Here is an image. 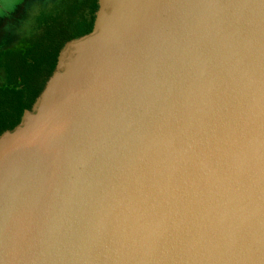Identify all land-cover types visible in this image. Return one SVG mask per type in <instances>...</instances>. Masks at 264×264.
<instances>
[{
    "label": "water",
    "instance_id": "obj_1",
    "mask_svg": "<svg viewBox=\"0 0 264 264\" xmlns=\"http://www.w3.org/2000/svg\"><path fill=\"white\" fill-rule=\"evenodd\" d=\"M0 264H264V0H98L0 135Z\"/></svg>",
    "mask_w": 264,
    "mask_h": 264
},
{
    "label": "trees",
    "instance_id": "obj_2",
    "mask_svg": "<svg viewBox=\"0 0 264 264\" xmlns=\"http://www.w3.org/2000/svg\"><path fill=\"white\" fill-rule=\"evenodd\" d=\"M97 9L98 0H56L37 22L42 35L29 30L10 39V44L28 43L26 52L10 50V44L0 49V135L14 129L32 108L64 45L93 30Z\"/></svg>",
    "mask_w": 264,
    "mask_h": 264
},
{
    "label": "flooded vegetation",
    "instance_id": "obj_3",
    "mask_svg": "<svg viewBox=\"0 0 264 264\" xmlns=\"http://www.w3.org/2000/svg\"><path fill=\"white\" fill-rule=\"evenodd\" d=\"M56 0H1L0 3V49L7 47L14 36L28 33L26 25L36 26L42 12L49 10ZM45 8V9H44ZM25 19H28L26 24ZM11 39V40H10Z\"/></svg>",
    "mask_w": 264,
    "mask_h": 264
},
{
    "label": "rangeland",
    "instance_id": "obj_4",
    "mask_svg": "<svg viewBox=\"0 0 264 264\" xmlns=\"http://www.w3.org/2000/svg\"><path fill=\"white\" fill-rule=\"evenodd\" d=\"M23 1V0H22ZM28 19H25V22H26V24L28 23ZM26 26H28V27H26V29H27V33H28V31L30 30V34L31 33H36V32H39L40 30H39V28L36 26L35 27V25H34V23H31V25H26ZM41 32L42 31H40V34H38V35H42L41 34ZM21 36H22V34H21ZM39 38V37H38ZM41 42H39V44H40ZM29 46L30 45H28V43L27 44H19V45H17L16 43H14V44H10V46H8V49H13L14 51H21V52H26V50L29 48ZM9 87H11V85L10 86H8V88Z\"/></svg>",
    "mask_w": 264,
    "mask_h": 264
},
{
    "label": "crops",
    "instance_id": "obj_5",
    "mask_svg": "<svg viewBox=\"0 0 264 264\" xmlns=\"http://www.w3.org/2000/svg\"><path fill=\"white\" fill-rule=\"evenodd\" d=\"M0 3H1V0H0Z\"/></svg>",
    "mask_w": 264,
    "mask_h": 264
}]
</instances>
